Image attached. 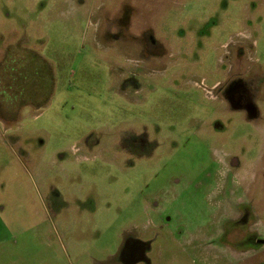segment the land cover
Returning a JSON list of instances; mask_svg holds the SVG:
<instances>
[{"label": "rangeland", "instance_id": "374dc122", "mask_svg": "<svg viewBox=\"0 0 264 264\" xmlns=\"http://www.w3.org/2000/svg\"><path fill=\"white\" fill-rule=\"evenodd\" d=\"M241 204L264 238V0H0V264H260Z\"/></svg>", "mask_w": 264, "mask_h": 264}, {"label": "flooded vegetation", "instance_id": "af4514ba", "mask_svg": "<svg viewBox=\"0 0 264 264\" xmlns=\"http://www.w3.org/2000/svg\"><path fill=\"white\" fill-rule=\"evenodd\" d=\"M127 22V14L122 12L120 17L116 19L115 22L118 24V33L114 35L115 39L120 38H118V34L123 35L125 29H127ZM146 32H142L141 30V32L138 33L139 37H135V41L137 42L136 44L138 45V54L142 56H145L151 50L150 35L146 36ZM238 51H241L240 54H242V49L239 48ZM254 86H257L255 81H247L245 80L244 75H237L230 83L220 84L217 88L219 94L222 95L221 97L223 100L228 102L231 107H238L249 115L250 109H253L252 103L256 98L255 93L253 92ZM253 115L255 116V114ZM239 207L241 208H236V217H230L229 219L224 220L221 228L222 233L217 236V239L224 242L232 237L236 238L238 244H235V240V242L232 243L235 247L231 246V250L237 253L249 252L250 250H260L264 246V238L257 233L258 231H256V229L252 228L253 223L251 221V215L250 211L248 212L247 205L241 204ZM255 221L256 220H254V222ZM126 245L127 246H124L120 253V260L123 264H128L126 260L129 262L142 261L145 259L144 253L148 246L147 244L142 243L139 240H133L130 244L127 242ZM260 264H264V260H262Z\"/></svg>", "mask_w": 264, "mask_h": 264}]
</instances>
